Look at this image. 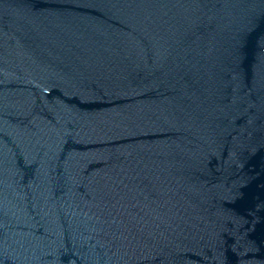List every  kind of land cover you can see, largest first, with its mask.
Segmentation results:
<instances>
[{"label": "water", "instance_id": "obj_1", "mask_svg": "<svg viewBox=\"0 0 264 264\" xmlns=\"http://www.w3.org/2000/svg\"><path fill=\"white\" fill-rule=\"evenodd\" d=\"M0 264H264V0H0Z\"/></svg>", "mask_w": 264, "mask_h": 264}]
</instances>
